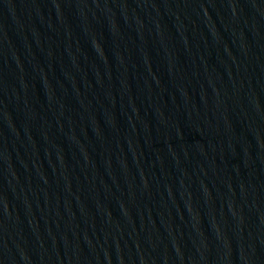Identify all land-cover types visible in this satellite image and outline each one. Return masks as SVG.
<instances>
[{"label": "water", "instance_id": "1", "mask_svg": "<svg viewBox=\"0 0 264 264\" xmlns=\"http://www.w3.org/2000/svg\"><path fill=\"white\" fill-rule=\"evenodd\" d=\"M0 264H264V0H0Z\"/></svg>", "mask_w": 264, "mask_h": 264}]
</instances>
